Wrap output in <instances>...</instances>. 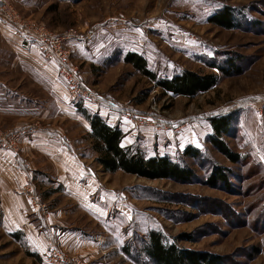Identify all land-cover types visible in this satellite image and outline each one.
<instances>
[{
  "label": "rangeland",
  "instance_id": "1",
  "mask_svg": "<svg viewBox=\"0 0 264 264\" xmlns=\"http://www.w3.org/2000/svg\"><path fill=\"white\" fill-rule=\"evenodd\" d=\"M30 1L26 7L12 0L23 17L51 33L77 31L67 43L72 64L86 84L102 93L105 103L73 101L57 64L46 59L37 45L32 46L35 52L25 54L18 44H0V120L6 108L15 115L7 117L14 126L0 124L2 136L35 126L37 130L28 132V137L39 131L57 132L59 127L58 145L86 166V173L74 178L73 187L63 189L59 180L64 171L46 157L43 146L21 141L14 148L0 137V158L9 159L0 163V174L15 169L25 173L27 183L16 191L28 196L36 209L27 192L32 189L50 207L48 214L36 209L43 220L61 210L65 220L61 230L78 232L89 247L84 255H69L53 243L43 252L20 220L4 219L0 194V264H55L49 259L53 250L84 264H148L140 254L152 230L169 239L194 234L195 241L179 245L229 255L232 264H246L251 248L260 247L261 254L248 264H264V0ZM226 7L238 11L239 28L225 29L210 22ZM130 52L143 55L160 78L185 70L220 75L209 63L223 65L231 57L242 72L222 77L213 90L194 98L164 95L123 63ZM30 57L37 62L31 64ZM37 102L45 106L44 111L28 113L26 107ZM84 103L92 113L107 114L108 120L116 115L128 123L122 115L130 111L151 114L155 127L137 128L130 122L137 132L136 144L149 156L169 155L175 161L181 160L188 145L200 148L203 159H185L199 179L182 184L104 172L95 161L90 126L77 113L76 106ZM108 103L123 110L117 112ZM230 113H237V121L224 140L243 156L238 165L207 139L212 133L210 118ZM24 120L28 123L22 124ZM213 165L230 169L228 189L222 183L206 184ZM50 191V198H45ZM17 233L19 238L14 237ZM125 247L131 248L130 256ZM27 250L38 256H29Z\"/></svg>",
  "mask_w": 264,
  "mask_h": 264
},
{
  "label": "trees",
  "instance_id": "2",
  "mask_svg": "<svg viewBox=\"0 0 264 264\" xmlns=\"http://www.w3.org/2000/svg\"><path fill=\"white\" fill-rule=\"evenodd\" d=\"M236 10L231 7L223 8L211 17V23L225 28L237 29L240 23ZM123 63L131 65L140 75L148 78L156 88L162 90L164 95L183 96L194 98L208 93L219 85L222 77H230L241 74L242 70L234 58H228L222 64L209 63L211 68L217 69L220 75L200 74L185 70L171 78H160L149 67L147 59L136 52L125 55ZM85 106V107H84ZM264 108V106H263ZM77 113L89 124L92 148L97 154L95 161L106 173L124 172L139 178L148 180H170L182 184L196 182L199 177L196 171L186 163L185 159L200 161L204 157L203 151L193 145H188L182 152L180 161L173 160L169 155H147L138 144L123 146L124 131L117 125H111L108 119L99 113H92L86 104L76 106ZM237 121V113H230L210 118L212 133L207 137L209 143L231 163L240 164L244 158L240 153L234 152L225 142L224 138L230 136L234 123ZM230 169L220 165H213L206 184L212 187L222 183L225 189L230 187ZM21 233L14 237L19 238ZM180 241H195L194 234L182 233L174 239H169L161 231L152 230L148 233L143 243L141 254L148 264H232L229 255L215 254L208 251H199L181 247ZM130 256L131 248H124ZM262 250L260 247H252L246 255L249 262L256 259ZM27 254L37 257L38 254L27 250Z\"/></svg>",
  "mask_w": 264,
  "mask_h": 264
},
{
  "label": "crops",
  "instance_id": "3",
  "mask_svg": "<svg viewBox=\"0 0 264 264\" xmlns=\"http://www.w3.org/2000/svg\"><path fill=\"white\" fill-rule=\"evenodd\" d=\"M14 1V0H13ZM19 3H23L24 6L28 7L31 3L30 0H16ZM15 3V2H14ZM31 5V4H30ZM39 8V7H38ZM44 8V5L42 6ZM8 32V36L17 40H12L6 36L5 31ZM12 30L8 28V26L3 25L0 22V44L4 42H8L11 44H18L17 46L20 50H23V53L35 52L32 48L34 47H26L23 43V40L20 37L14 36ZM29 48V49H28ZM29 62L31 64L36 63V59L33 57L29 58ZM46 75V74H45ZM49 77V76H48ZM50 78V77H49ZM44 107L40 102H37V105H30L26 107L27 112L39 113L44 111ZM13 109H8L4 111V119L0 120V124L4 127L14 126L11 119L7 120L15 116L11 113ZM104 119H107V114H101ZM29 119L28 117H26ZM21 121V119H20ZM12 123L10 125L9 123ZM28 123V120H24L22 124ZM111 125H119L124 131L125 138L122 142L123 146H130L137 143V132L135 129L131 127L130 122H126V120H118L116 115H112V118L108 120ZM130 123V124H129ZM22 126V125H21ZM61 128L58 127L57 132L60 131ZM62 130V129H61ZM53 131V133H47L43 131H39L32 136L24 137L22 142L23 145L28 143H33L43 146L42 151L46 157L51 158L58 168L62 169L64 173H61V178L59 180L63 189H71L73 187V180L77 176V174H85L86 166H83L82 163L78 162L77 156L73 154L70 150H63L55 140L57 136H60L59 133ZM42 144V145H41ZM34 147V146H33ZM8 158H0V163L5 164L8 161ZM7 168V167H6ZM15 172L11 170L6 172L5 174H0V194H1V203L2 206L5 207L4 219L8 222L11 219V222H18L22 225H25V231L27 236L29 235L30 239L33 237L37 242L41 244V250L43 252L46 251V247H53V243H55L58 248L69 255L82 254L86 253V247H89V241L86 238H83L78 232L71 233L65 232L61 230L64 227L65 220L62 216V211L57 210L52 215H48L46 220H43L40 213L36 211V209L31 205L30 201L27 199L28 196L21 193V191H16L20 187H23L27 182L25 181V173L20 172L18 169H15ZM49 194V195H48ZM45 198H50V193H48ZM42 219V220H41ZM42 221V222H41Z\"/></svg>",
  "mask_w": 264,
  "mask_h": 264
},
{
  "label": "built area",
  "instance_id": "4",
  "mask_svg": "<svg viewBox=\"0 0 264 264\" xmlns=\"http://www.w3.org/2000/svg\"><path fill=\"white\" fill-rule=\"evenodd\" d=\"M0 21L6 24L14 34L19 36L25 46L37 45L43 56L57 64L59 76L65 83V89L73 101L85 102L87 104L101 105L105 103L102 93L85 83L78 69L72 64L71 51L67 48V43L72 37L77 35V31L72 29L63 35H56L48 31L45 27L37 24L33 20L25 18L14 6L12 0H0ZM91 37L89 36V40ZM110 108L119 112L122 109L119 105L108 103ZM123 118L129 120L134 127H155L157 121L148 115H139L132 111L123 114ZM35 126L25 129H17L9 135L0 137L14 148H17L28 132H35ZM1 139V140H2ZM30 199L36 209H40L44 214L50 212V207L42 203L39 196L33 194L32 189H27ZM49 259L55 264H84L81 259L71 258L62 252L53 250L49 254Z\"/></svg>",
  "mask_w": 264,
  "mask_h": 264
}]
</instances>
